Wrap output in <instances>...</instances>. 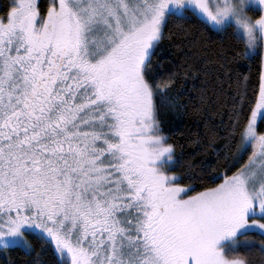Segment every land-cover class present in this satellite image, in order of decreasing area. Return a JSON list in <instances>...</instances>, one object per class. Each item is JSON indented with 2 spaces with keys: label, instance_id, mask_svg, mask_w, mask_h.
Segmentation results:
<instances>
[{
  "label": "snow or ice",
  "instance_id": "6c2138e0",
  "mask_svg": "<svg viewBox=\"0 0 264 264\" xmlns=\"http://www.w3.org/2000/svg\"><path fill=\"white\" fill-rule=\"evenodd\" d=\"M196 20L259 60L233 98L229 161L181 184L151 61L169 20ZM195 55V53H194ZM212 91L229 89L227 61ZM202 104H211L206 88ZM55 264H251L264 255V0H10L0 13V249ZM243 238V239H241ZM245 249V251H241Z\"/></svg>",
  "mask_w": 264,
  "mask_h": 264
},
{
  "label": "trees",
  "instance_id": "16d2710c",
  "mask_svg": "<svg viewBox=\"0 0 264 264\" xmlns=\"http://www.w3.org/2000/svg\"><path fill=\"white\" fill-rule=\"evenodd\" d=\"M43 11L48 0H39ZM10 0H0V13L7 10ZM164 36L155 49L151 65L159 81L173 73L167 91L158 94L159 119L169 142L175 145L178 162L173 171L183 175L181 184H193V191L207 186L210 176L226 170L229 149L225 146V127L229 123L233 98L250 89L251 82L258 79L259 60H248L241 52L243 45L234 47L230 36L210 31L196 20H169ZM195 53V55H194ZM225 61L231 69V80L225 85L226 96L216 99L213 85L221 64ZM206 88L212 96L211 104H202L200 90ZM255 237L256 246L251 250V264H264V255L259 251L260 237ZM31 251L20 248L0 249V264H55L58 257L52 249L35 235H29ZM245 251V249H241Z\"/></svg>",
  "mask_w": 264,
  "mask_h": 264
},
{
  "label": "rangeland",
  "instance_id": "374dc122",
  "mask_svg": "<svg viewBox=\"0 0 264 264\" xmlns=\"http://www.w3.org/2000/svg\"><path fill=\"white\" fill-rule=\"evenodd\" d=\"M39 1V0H38ZM39 3V2H38ZM26 236H27V238H28V240H29V242H30V237H29V234H25ZM241 239H243V238H241Z\"/></svg>",
  "mask_w": 264,
  "mask_h": 264
}]
</instances>
